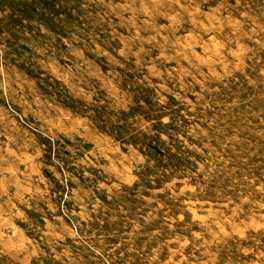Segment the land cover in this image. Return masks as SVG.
I'll list each match as a JSON object with an SVG mask.
<instances>
[{
  "label": "rangeland",
  "instance_id": "374dc122",
  "mask_svg": "<svg viewBox=\"0 0 264 264\" xmlns=\"http://www.w3.org/2000/svg\"><path fill=\"white\" fill-rule=\"evenodd\" d=\"M0 264H264V0H0Z\"/></svg>",
  "mask_w": 264,
  "mask_h": 264
}]
</instances>
